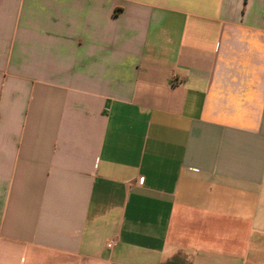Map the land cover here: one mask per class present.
Here are the masks:
<instances>
[{"label":"crops","instance_id":"0c3cea01","mask_svg":"<svg viewBox=\"0 0 264 264\" xmlns=\"http://www.w3.org/2000/svg\"><path fill=\"white\" fill-rule=\"evenodd\" d=\"M0 264H264V0H0Z\"/></svg>","mask_w":264,"mask_h":264},{"label":"built area","instance_id":"2783aa9c","mask_svg":"<svg viewBox=\"0 0 264 264\" xmlns=\"http://www.w3.org/2000/svg\"><path fill=\"white\" fill-rule=\"evenodd\" d=\"M141 180V179H140ZM112 243H113V241H109L108 243H107V247H111L112 246Z\"/></svg>","mask_w":264,"mask_h":264}]
</instances>
